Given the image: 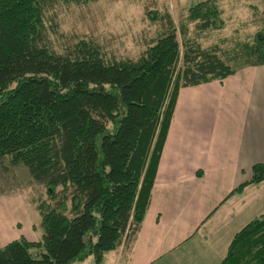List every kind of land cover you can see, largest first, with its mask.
Segmentation results:
<instances>
[{"label":"trees","instance_id":"1","mask_svg":"<svg viewBox=\"0 0 264 264\" xmlns=\"http://www.w3.org/2000/svg\"><path fill=\"white\" fill-rule=\"evenodd\" d=\"M61 1L95 0H0V168L25 166L47 198L33 199L42 241L7 243L0 264L89 257L104 264L124 242L130 251L152 201L180 91L264 66L262 33L230 50L205 48L189 38L180 43L169 15L167 33L137 60L106 61L86 41L59 46L51 14ZM216 2L191 9L201 31L218 16ZM252 172L238 191L264 181V165ZM221 264H264V216L236 234Z\"/></svg>","mask_w":264,"mask_h":264},{"label":"crops","instance_id":"2","mask_svg":"<svg viewBox=\"0 0 264 264\" xmlns=\"http://www.w3.org/2000/svg\"><path fill=\"white\" fill-rule=\"evenodd\" d=\"M258 164L264 66L182 89L142 230L115 264H221L236 234L264 216V181L238 191Z\"/></svg>","mask_w":264,"mask_h":264},{"label":"rangeland","instance_id":"3","mask_svg":"<svg viewBox=\"0 0 264 264\" xmlns=\"http://www.w3.org/2000/svg\"><path fill=\"white\" fill-rule=\"evenodd\" d=\"M203 1L208 0H95L80 5L61 1L51 14L56 31L52 39L59 46L90 42L106 61H123L137 60L167 33V15L174 22L180 43L189 38L205 48L230 50L241 43H254L259 34L264 35L263 0H217L214 8L218 16H214L210 28L201 31L200 18L190 11ZM4 164L9 166L8 162ZM31 183L23 165L6 172L0 168V247L22 237L30 241L43 239L42 219L36 209L39 203L33 199H47L46 191ZM129 247L130 243L124 242L117 251H129ZM117 258L116 251H112L104 264H115ZM73 264H94V260L89 257Z\"/></svg>","mask_w":264,"mask_h":264}]
</instances>
